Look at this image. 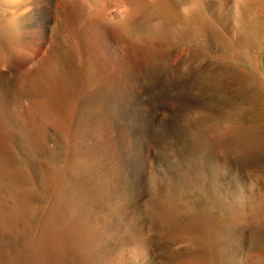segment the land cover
Wrapping results in <instances>:
<instances>
[{"label": "rangeland", "instance_id": "1", "mask_svg": "<svg viewBox=\"0 0 264 264\" xmlns=\"http://www.w3.org/2000/svg\"><path fill=\"white\" fill-rule=\"evenodd\" d=\"M16 1L0 264H264V0Z\"/></svg>", "mask_w": 264, "mask_h": 264}, {"label": "bare ground", "instance_id": "2", "mask_svg": "<svg viewBox=\"0 0 264 264\" xmlns=\"http://www.w3.org/2000/svg\"><path fill=\"white\" fill-rule=\"evenodd\" d=\"M9 1H10V0H9ZM13 1L15 2L16 0H11V2H13ZM18 1H19V0H18ZM16 2H17V1H16Z\"/></svg>", "mask_w": 264, "mask_h": 264}]
</instances>
